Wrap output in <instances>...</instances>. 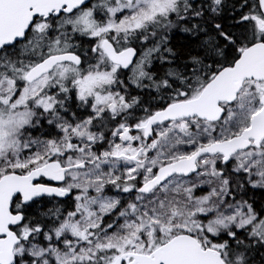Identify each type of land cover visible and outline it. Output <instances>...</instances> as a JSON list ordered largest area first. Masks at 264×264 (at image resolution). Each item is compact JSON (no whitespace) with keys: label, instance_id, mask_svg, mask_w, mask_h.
Returning a JSON list of instances; mask_svg holds the SVG:
<instances>
[{"label":"snow or ice","instance_id":"snow-or-ice-1","mask_svg":"<svg viewBox=\"0 0 264 264\" xmlns=\"http://www.w3.org/2000/svg\"><path fill=\"white\" fill-rule=\"evenodd\" d=\"M0 264H264V0H0Z\"/></svg>","mask_w":264,"mask_h":264}]
</instances>
